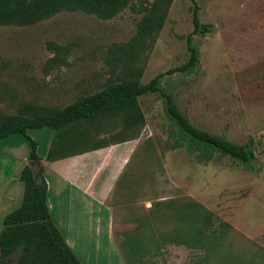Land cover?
Here are the masks:
<instances>
[{"label": "rangeland", "instance_id": "374dc122", "mask_svg": "<svg viewBox=\"0 0 264 264\" xmlns=\"http://www.w3.org/2000/svg\"><path fill=\"white\" fill-rule=\"evenodd\" d=\"M155 1L132 0L108 20L78 10L62 11L33 25L0 26V114H16L25 102L64 108L110 83H148L183 65L189 59L187 36L194 33L197 5L200 20L209 25L206 32L193 34L199 66L192 73L166 75L161 85L196 127L241 145L253 140L255 159L243 164L209 150V159L203 160L190 152L166 113L163 97L150 93L138 98L144 125L127 129L120 117H109L84 127L92 135L91 144L108 145L91 156L98 161L92 180L100 175L102 180L95 183L101 188L116 182L113 230L116 241L129 249L132 264H192L214 237L203 235L196 247L190 240L173 241H188L198 234V226L206 234L215 230L227 236L216 240L218 255L210 264H223L227 257L233 261L237 250H253L258 257L254 247L233 248V230L251 223L264 227V0L158 4L163 25L141 46H134L138 25ZM27 133L44 156L56 132L45 127ZM22 140L21 134H13L0 139V145ZM114 157L117 161L111 163L117 172L109 178L103 170ZM32 167L39 178L41 163ZM71 205L84 206L75 201ZM92 213L93 243L104 244L92 256V264H118L115 254L106 253V237L100 234L107 229L109 213L97 204ZM144 232L161 237L141 235ZM81 259L89 264V259ZM261 263L260 258L253 261Z\"/></svg>", "mask_w": 264, "mask_h": 264}, {"label": "trees", "instance_id": "16d2710c", "mask_svg": "<svg viewBox=\"0 0 264 264\" xmlns=\"http://www.w3.org/2000/svg\"><path fill=\"white\" fill-rule=\"evenodd\" d=\"M131 1L0 0V26L33 25L62 11L78 10L108 20L114 18ZM173 1L157 0L153 3L152 8L138 25L134 46H141L155 30L163 25L164 15L158 14V4L167 7ZM198 10V6L195 5L194 33L187 36L189 59L183 65L165 73H159L148 83H141L139 80L110 83L101 91L81 97L64 108L36 107L25 102L16 114H0V139L21 134L30 145L28 154L30 162L41 160V157L37 153V141L27 133L29 129L49 127L56 132L47 152L48 161L98 150L108 145H104L102 141L91 144L92 135L84 128L86 125L94 124L104 118L120 117L127 129L140 127L144 125L146 118L138 98L145 94L160 93L164 99L168 117L179 129L180 138L185 141V146L190 152L199 153L200 158L208 160L209 150H214L243 164H249L255 159L253 140L241 145L196 127L179 109L172 95L161 85L166 75L192 73L199 66L200 53L193 43V34L206 32L209 25L202 23ZM51 46L56 51L61 49L60 46L52 43ZM120 134L121 132L117 133V135ZM125 141L122 139L120 142ZM40 170H43L42 166ZM20 178L24 185L23 199L21 205L3 219V229L0 232V264H81L52 219L44 174L41 173L38 178L33 167L26 165ZM198 208L201 207L198 206ZM220 225L227 227L225 222H220ZM204 231L205 228L198 226V234L189 236L188 241L182 240L183 243L191 241L192 243L189 244L196 247L200 245L203 235L206 238L214 237L211 244L203 246V259L194 261L192 264L203 262L208 264L211 257L218 255L219 248L216 240L227 237L223 234L224 231L220 233L213 230L212 235ZM223 264H233V261L227 257V262Z\"/></svg>", "mask_w": 264, "mask_h": 264}, {"label": "crops", "instance_id": "0c3cea01", "mask_svg": "<svg viewBox=\"0 0 264 264\" xmlns=\"http://www.w3.org/2000/svg\"><path fill=\"white\" fill-rule=\"evenodd\" d=\"M51 141L52 134L48 139V149ZM26 142L27 140L24 138L19 143L0 145V232L3 229L5 216L22 203L24 185L20 176L23 168L26 165H31L28 160L29 151H27ZM101 150L102 148L55 161L47 160V152L44 156L39 155L41 157L39 161L43 167V174L48 186V205L54 223L81 264H84L81 257L87 259L86 261L89 259L87 263L92 264V256L103 249L104 244L101 245L100 241L93 243L92 240V212L95 204L105 207L109 213L106 218L107 229L105 231L100 230V234H105L106 237L105 251L107 254H115L118 264H132L129 261L131 259L129 249L116 241L113 230L111 206L116 182L111 186L101 188L96 184L102 180L100 175L95 181L96 183L92 180L95 163L98 161L95 162L91 156L98 154ZM117 158L114 157L113 161H108V163L116 162ZM103 172L111 178L116 174L117 166L111 163L110 168L103 170ZM104 180H106V177ZM71 201L79 202L84 206L75 209L71 205ZM249 222L251 223L250 220ZM251 224V227L247 226L245 229L237 227L233 230V248L238 249L243 248V246L247 248L250 246L259 250L260 254L257 253L258 257H256L257 255L253 250L245 254L237 250L235 256L233 255V264H253L255 258H260L261 264H264V253L262 252L264 248V227L257 225V223ZM142 234L153 238H157L158 235L157 232H144ZM119 236L121 238V235ZM159 237L161 235H158ZM173 243L184 244L183 241L180 242L179 240H175ZM200 259H203V255L198 260ZM202 264H205V262ZM208 264H210V261Z\"/></svg>", "mask_w": 264, "mask_h": 264}, {"label": "water", "instance_id": "95a60500", "mask_svg": "<svg viewBox=\"0 0 264 264\" xmlns=\"http://www.w3.org/2000/svg\"><path fill=\"white\" fill-rule=\"evenodd\" d=\"M37 164H40V161H36V162H31V166H34V165H37Z\"/></svg>", "mask_w": 264, "mask_h": 264}]
</instances>
